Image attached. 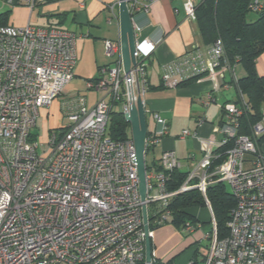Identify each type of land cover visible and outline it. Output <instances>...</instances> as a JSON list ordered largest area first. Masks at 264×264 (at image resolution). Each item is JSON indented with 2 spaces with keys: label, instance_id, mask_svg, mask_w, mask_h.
Here are the masks:
<instances>
[{
  "label": "built area",
  "instance_id": "1",
  "mask_svg": "<svg viewBox=\"0 0 264 264\" xmlns=\"http://www.w3.org/2000/svg\"><path fill=\"white\" fill-rule=\"evenodd\" d=\"M2 1L29 9L49 0ZM154 1L126 0L131 20ZM185 4L187 17L194 18L195 4L190 0ZM115 6V2L105 5L108 22L117 18ZM261 7L258 0L251 4L253 10ZM132 26L135 64L129 72L122 68L119 39H105V54L114 57L113 63L100 67L99 77L85 82L87 89L100 91L101 96L90 108L82 96L75 98L76 105L66 113L65 129L39 147L32 128L40 109L74 76L77 35L28 23L0 25V264H141L142 206L151 238L149 224L170 222L172 198L194 188L204 199L209 224L206 243L196 247L200 259L191 257L185 264H264V155L251 136L238 132L243 110L234 102L221 105L213 135L192 133L203 145V155L176 189L168 187L171 174L181 167L173 150H163L156 166L146 167L141 199L130 135L113 139L107 132L111 111L125 113L129 103L143 95L146 59L160 42V36L138 37L139 28L133 21ZM222 55L219 38L208 48L193 46L161 65V81L172 87L189 77L209 79L211 90L217 92L219 79L234 68ZM211 100L208 95L205 103ZM154 119L158 127L153 133L147 131L146 149L166 132L165 120L158 114ZM263 120L264 111L252 125V135L263 132ZM190 134L183 129L180 137ZM220 148H224L221 153ZM220 155L221 161L214 164ZM216 182L228 184L235 200L228 233L221 239L206 197V188ZM181 229L190 233L195 225L185 221ZM153 260L167 264L152 253Z\"/></svg>",
  "mask_w": 264,
  "mask_h": 264
},
{
  "label": "crops",
  "instance_id": "2",
  "mask_svg": "<svg viewBox=\"0 0 264 264\" xmlns=\"http://www.w3.org/2000/svg\"><path fill=\"white\" fill-rule=\"evenodd\" d=\"M186 1L157 0L149 6L147 11L132 15L133 23L139 28L138 37L156 39L160 36V42L146 59L147 85L141 98L146 123L148 117L151 125L149 127L147 124V131L153 133L157 129L154 114H158L166 122V132L161 135L155 145L147 148L146 163L157 164L160 153L163 150L171 149L180 160L179 171L184 173L203 155V145L192 136V133L204 138L214 134L213 128L221 119V105L225 102L239 100L235 82L244 75V70L239 63L234 66L233 73L226 70L223 78L219 79L220 86L217 92L211 90L212 82L209 79H193L172 87L162 84L161 65L193 46L200 45L202 49L207 46L202 43L194 18L186 15ZM190 1L197 4L200 0ZM112 2L116 3L117 18L108 22L109 11L105 5ZM7 9H10V17L12 16V20L7 19V23L15 26H23L29 22L30 25L57 27L77 35L74 76L65 88L72 85L75 79L81 80L85 87L87 80L99 77L100 67L113 63L114 57L105 54L104 40L119 38L117 0H49L34 8L28 9L25 5H16L9 6ZM255 68L257 73L264 75V51L255 59ZM64 90L56 98L62 96ZM69 92L77 93L78 90L71 86ZM89 92H92L90 97L87 92L80 94L87 107L93 105L102 94L95 90ZM208 95L212 97V100L205 103ZM75 102L74 97L62 102L65 115L76 105ZM57 106L58 101L54 99L47 107L40 109L39 119L31 131L36 140L42 121L57 110ZM262 126L264 129V120ZM64 127L55 131V126H48V135L59 136L65 129ZM183 129L189 130L191 134L181 138L180 134ZM259 136L251 133L257 150L264 155V139L259 140ZM246 158L249 160L251 156H246ZM194 213L198 216L199 221H201V217L204 220L208 217L205 206L196 208ZM155 255L157 258L161 256L158 253ZM172 257L173 255L167 256L166 259L169 260ZM171 264L173 263L171 262Z\"/></svg>",
  "mask_w": 264,
  "mask_h": 264
},
{
  "label": "trees",
  "instance_id": "3",
  "mask_svg": "<svg viewBox=\"0 0 264 264\" xmlns=\"http://www.w3.org/2000/svg\"><path fill=\"white\" fill-rule=\"evenodd\" d=\"M253 2L254 0H200L193 10L196 27L202 43L207 45L206 48L219 38L223 46L222 59L226 64L233 66L239 63L244 70V75L235 82L239 100L234 103L243 110L239 117L238 132L247 136H251L252 125L260 120L264 111V75L257 73L255 68V59L264 51V0H258L262 4L260 10L251 8ZM9 12L10 9L0 12V25L7 23ZM249 13L254 16L248 18ZM193 79L195 77H189L178 84ZM128 129L129 125L124 121L123 115L116 109L112 110L107 124L109 136L113 139L129 137ZM261 134H259L261 136L257 135L259 140L264 139L263 132ZM224 147H228V144ZM223 151L224 148H220L217 152ZM222 157L223 155H220L215 159L214 164L219 163ZM146 165L147 168L156 166L148 162ZM185 176L186 173L182 171H173L168 187L176 189ZM206 197L215 220L216 236L221 239L228 233L229 212L235 202L233 194L227 190L225 183L216 182L206 188ZM203 206H205L204 199L197 189L177 193L169 204L172 215L170 223L180 228L185 221L198 223L199 218L194 210ZM158 226L160 225L149 224L152 230ZM195 257L196 255L193 254L192 258ZM171 262L172 259L167 260V264ZM141 264H144V261ZM152 264L157 262L153 260Z\"/></svg>",
  "mask_w": 264,
  "mask_h": 264
},
{
  "label": "rangeland",
  "instance_id": "4",
  "mask_svg": "<svg viewBox=\"0 0 264 264\" xmlns=\"http://www.w3.org/2000/svg\"><path fill=\"white\" fill-rule=\"evenodd\" d=\"M9 8L8 4H6L4 1L0 0V12H3ZM10 12L8 15V20H12V16L10 17ZM254 14L249 13L247 15L248 18H252ZM29 24V22H28ZM73 86L76 90H78V95L76 92H69V87ZM64 93L57 99L58 106L57 110L53 111L52 114L49 115L48 118H45L44 121H42V126L40 128V132L37 137V142L39 147L41 145L47 144L50 136L49 134V127H56V130H60V128L67 125V119L65 115V111L63 109V103L68 98H77L82 94V92H87L88 96L90 97L92 95V92H89L91 90L86 89L84 87V83L81 80L75 79L72 82V85L68 86L67 88H64ZM68 93V94H67ZM53 99V100H54ZM52 100V101H53ZM92 106V105H91ZM91 106H88L90 108ZM147 124L150 127V121L147 117ZM58 128V129H57ZM54 131V130H52ZM128 133L130 134V130L128 129ZM40 151V148L38 149ZM227 190H230V187L228 184H226ZM201 221H199V224H194L195 229L194 231L187 233L184 232L180 227H177L175 224L167 222L164 223L157 228L153 229V235L151 237V248L152 253L156 257L155 254H160V258H158L160 261H167V256H172V263L173 264H185L188 262V259L191 258L193 254L196 255L198 259H200V253L198 250H196V247L198 245L203 246L206 243V239H204V232L206 231L209 220L208 217L206 220L201 217ZM201 222H205L202 223ZM201 223V224H200ZM154 244V245H152ZM196 250V251H195ZM157 258V257H156Z\"/></svg>",
  "mask_w": 264,
  "mask_h": 264
},
{
  "label": "water",
  "instance_id": "5",
  "mask_svg": "<svg viewBox=\"0 0 264 264\" xmlns=\"http://www.w3.org/2000/svg\"><path fill=\"white\" fill-rule=\"evenodd\" d=\"M118 22H119V44L120 58L123 71L128 73L130 66L135 64L134 53V30L131 14L128 11L126 0H117ZM121 113V111H119ZM124 121L128 123L130 137L133 141L135 152L136 173L138 178V189L141 199L145 198V171H146V146L147 123L143 100L141 95L136 97L128 105V111L122 113ZM142 223L144 230V264H152L151 238L148 233V224L145 205L141 208Z\"/></svg>",
  "mask_w": 264,
  "mask_h": 264
}]
</instances>
